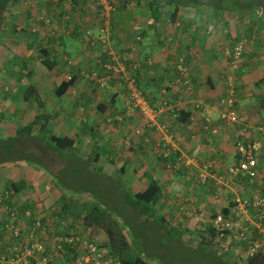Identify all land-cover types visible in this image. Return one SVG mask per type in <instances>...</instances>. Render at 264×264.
<instances>
[{
	"label": "crops",
	"instance_id": "0c3cea01",
	"mask_svg": "<svg viewBox=\"0 0 264 264\" xmlns=\"http://www.w3.org/2000/svg\"><path fill=\"white\" fill-rule=\"evenodd\" d=\"M71 1L78 5L77 8L71 7ZM115 1H118L117 10L107 22L101 18L97 8L99 0H24L22 5L14 4L20 7L8 6L7 9L19 11L3 18L4 21L12 19L14 35L12 39H5L10 44L7 42L0 47L16 48L18 54L28 59L26 62L31 72L36 64L48 71L47 81L54 88L60 106H70L64 108L65 115H73L76 107L74 111L81 116L80 121L87 119L92 123V135L100 134V137L107 138L105 145L109 146L104 149L105 155L100 153L104 160L111 161V148L126 134L124 142L132 147L127 158L135 152L140 154L139 190H144L151 179L157 180L163 191L158 209L166 217L178 213L188 222L185 230L194 233L198 228L199 213L206 214L209 206L218 211L234 198L239 189L248 188V184L231 179L227 174V167L236 161L235 143L226 138L223 142L221 133L237 137L244 129L243 124H252L247 121L254 118V112L263 113L261 101L259 107L250 112L244 108L247 96L242 89L249 87V76L255 73L264 76V0H130L129 7L122 0ZM92 4L96 6L94 10L89 7ZM44 17L55 21L50 25L44 24ZM67 18L72 19L69 22L72 33L65 35L61 32L64 27L68 28L64 26ZM105 25L109 27L108 45L98 39L100 28ZM34 27L38 28L37 32L31 31ZM85 29L92 32L94 42L84 38ZM239 46L243 56L237 62L234 51ZM63 56L70 57L73 62H63ZM48 60L53 63L51 68ZM108 62L119 65L118 75L109 78L111 73L104 68ZM180 67L189 73L188 85L181 79ZM231 75L236 76L238 94L230 102L234 103L243 120L227 125L220 120V112L231 108L222 109L218 103L222 97L221 101L228 102L229 97H216L226 93V88H229L226 83L231 80ZM69 76L75 81L65 97L60 99L56 90ZM103 80L104 89H100L96 83ZM132 85L143 88L145 94L148 92L149 100L154 104L176 97L185 99L188 93V103L207 100V106L213 110L211 129L216 130L212 132L215 136L209 133L212 130L205 128L200 113L193 115L192 122L183 123L169 110L158 106L155 107L160 109L156 123L152 127L145 126L140 111L128 108ZM153 87H156V92ZM197 96L199 99L192 100ZM193 106L194 103H190L186 109L194 112ZM122 117L123 120L119 121ZM123 124L127 125L126 133L120 127ZM137 127L142 128V134L132 135ZM85 130L83 132L87 134ZM100 154L95 153L96 161ZM179 159L180 168L185 165L181 172L174 168ZM108 161L106 164L110 165ZM211 164H214L215 171L203 182L204 186L195 183L194 178ZM120 169L125 173V165ZM7 174L4 173L5 177ZM216 175L226 177L230 186L221 184ZM4 181L2 177L0 188ZM195 185L202 189L193 193ZM34 207L36 209L31 205L32 210ZM28 211L19 213L22 226L28 228L33 220L40 218L51 232L44 217L35 216L31 211V216H27ZM5 215L1 213V217ZM1 221L3 223L4 219ZM0 225V246L4 250L12 241L6 238L3 224ZM48 237L49 234L43 236L47 247ZM39 256L36 263L42 264L47 257Z\"/></svg>",
	"mask_w": 264,
	"mask_h": 264
},
{
	"label": "rangeland",
	"instance_id": "374dc122",
	"mask_svg": "<svg viewBox=\"0 0 264 264\" xmlns=\"http://www.w3.org/2000/svg\"><path fill=\"white\" fill-rule=\"evenodd\" d=\"M23 2L24 0H21L20 4H24ZM10 6L12 5L10 4ZM17 7L20 6L13 5V8ZM18 11L16 9L12 11L9 8L0 17V46L7 44L8 40H5L7 37L12 39L14 35L12 33L14 26L12 19L4 21L3 17H11L10 14H16ZM64 26L72 28L69 22H66ZM83 36L88 39L85 31ZM14 38L16 37L14 36ZM10 43L8 42V44ZM63 58V62L68 61L69 64L73 62L70 57L65 58L63 56ZM26 60L28 59L18 54L16 48L0 47V179L2 177L5 179L0 192L4 191L9 181H17L20 177L26 180V188L15 196V208L19 213L30 210L33 215L47 219L51 232L47 231L46 233V235L49 234V245L46 247L45 252L41 254L43 258L47 257L46 262L43 260L42 264H49L52 259H55L53 261L54 264H76L86 250V242L102 243L104 246L109 241L102 228L91 227L86 229L83 227L81 216L84 213L86 214L87 207L91 210L94 207H99L106 211L104 212L105 214H108L115 222H118L130 243L135 239L133 237L134 231L140 241V221L132 218L134 210L125 205L123 200L126 196L124 194L125 189L131 192H137L136 190L140 189V154L135 152L132 153L131 157L127 158L129 156L127 153L131 154L128 151L132 147H128L129 144L124 142L126 134H123L122 139L120 138L121 142L114 143L113 148H111L112 152L109 155L111 161L107 160L110 164L107 165V161L101 156V154L105 155L104 149L109 146L105 145V139L107 138L100 137V134H98L99 136H93L90 128L92 123L88 122L87 119L85 122H81L79 119L81 116L74 111L76 107L73 108V115L66 116L64 108L70 106H60L59 99L55 98L54 88L47 81L49 77L48 71L42 70V66L36 64L31 72ZM236 61L238 62V60ZM261 76H263L262 73H255L249 76V87L242 89V92L247 96L244 98L246 100L243 106L249 112L259 107L261 99L264 98V83L258 87L252 86L254 81ZM230 78L229 88H226V94L229 97L227 101L229 103L224 102L221 104V108H234L238 112L234 103L230 102L238 94L235 82L236 76L233 77L231 75ZM96 85L98 88L104 89L102 82H97ZM185 95L188 96L189 93ZM86 101L89 103L88 99ZM44 113L45 115H43ZM57 113L59 114L57 115ZM87 114L90 113L88 112ZM40 115L42 117L40 122L34 123L36 117ZM47 115H50L51 118ZM246 115L250 117V113L247 112ZM48 119L49 121L51 119V122L48 121L49 129L57 135L79 133V142L73 149H70V151L54 150L49 140L39 133L41 124ZM249 121L252 124L264 121V112L262 115L254 112V118L249 119L247 122ZM122 123H125V121ZM126 124L120 126L122 132L125 133L127 130ZM137 128L133 129L132 135L136 134L139 136L135 132ZM84 130L87 134L83 132ZM107 131L105 130L104 132ZM209 133L215 136L212 132ZM42 138H45L46 141ZM117 138L119 139V137ZM221 138L223 142L226 138L233 144L236 140L235 136L225 135V133H221ZM97 152L101 153L98 161L95 160V153ZM122 165H125V173H122V169H120ZM4 173H8L7 177H5ZM191 179L192 175H190L189 180ZM194 182L204 186L201 172L196 176V179L194 178ZM198 185L192 187L193 193L202 189ZM41 193H43L42 197ZM238 193L242 196L253 195L255 188L249 185L245 190L239 189ZM195 200L197 201V199ZM66 201L72 213H64V218H60L55 211H62L63 204ZM31 205L32 207L36 206V209L34 207V210H32ZM215 211L217 209L214 210L209 206L208 212L206 214L203 213L205 217L199 213L198 228L194 233L185 230L188 222L181 219L182 217L178 213L175 212V214L173 213L167 217L168 221L182 230L181 233L183 234L180 233L177 238L181 237L183 243L176 241L175 245L173 242L161 245L162 247L157 249L159 254L166 256L171 264H193L194 261L197 264H203L204 250L200 247L202 245L200 242L204 239L208 240L210 237L207 226H210V220ZM75 212L78 215L74 214ZM56 227L59 230L58 232L63 234L57 235L55 232ZM67 234L76 235L79 238L77 245L81 253H79L77 259L76 257L73 259L68 257L64 244L61 249L56 248L60 242L59 237H68ZM231 243L235 248L234 256L238 255L242 262L245 261V249L239 244V241ZM139 244L138 250L140 251ZM213 246H218L216 248L219 253L227 249L226 244L223 246L213 242ZM152 260V263L159 264L154 261L155 259Z\"/></svg>",
	"mask_w": 264,
	"mask_h": 264
},
{
	"label": "built area",
	"instance_id": "2783aa9c",
	"mask_svg": "<svg viewBox=\"0 0 264 264\" xmlns=\"http://www.w3.org/2000/svg\"><path fill=\"white\" fill-rule=\"evenodd\" d=\"M118 1L115 0H99L97 8L100 11L101 18L107 22L111 17L113 12L117 9ZM27 4V2H25ZM72 8H77V4L73 1L70 3ZM126 6H131L130 2L125 4ZM92 10L96 7L95 5L89 6ZM44 22L48 25L51 23L49 18L44 17ZM19 29H22L21 26ZM32 31H37V28H32ZM109 27L103 26L100 28L99 40L108 45ZM65 35L72 33V28L64 27L62 32ZM87 38L94 42L95 37L92 32L88 29L85 31ZM108 54L112 55L108 51ZM235 59H241L242 57V48L239 46L234 51ZM104 68L110 72L111 78L113 75H118L120 73V67L116 64L106 63ZM181 73L184 76L185 83H188L186 77L188 73L184 67H180ZM72 77L69 76L70 80ZM104 84V80L102 81ZM164 110H174V106L165 100L161 106ZM128 108L138 109L142 114V121L145 126L152 127L160 113V109L154 108L149 105L146 97L140 89L135 85H132L130 88V93L128 95ZM194 115L196 113L201 114V118L204 119L205 128L207 130H212L211 132H216L215 129H211V115L212 108L207 106V104L202 101H196L194 103ZM195 116H193L194 118ZM220 118L222 120H227L228 122H238V114L236 109H225L220 113ZM122 118H119V121H122ZM244 128V129H243ZM243 130L238 133L235 140V157L236 161L227 167V174L231 179H238L239 177H248L254 183L257 180L264 181V123L260 122L256 124L243 125ZM258 135V138L252 140L248 135L251 133ZM137 134H142V129H137L135 131ZM247 132L248 135L244 136V133ZM246 139H242L240 135ZM168 155V154H167ZM166 155V156H167ZM176 170L180 169V159L177 160V164L174 166ZM215 171L214 164L208 165L206 169L201 173V177L204 182L207 181L212 171ZM218 181L223 185H229V180L222 176L216 175ZM258 189L255 190V193L250 197L242 196L241 194L236 193L233 198L234 205L230 210L225 213V209L228 207V204L224 207H221L215 216L210 220V226L214 228V238L215 243L218 245L226 244L227 246L234 241H241L248 237L252 226L257 227L261 233H264V186L257 185ZM6 213L5 216L1 217V213ZM27 216H31V212H27ZM203 216V214H202ZM0 220L3 218L4 223V235L8 240H11L12 243H8L4 250L0 247V264H32L31 259H38L39 255L45 252L47 243H45L43 236L46 235L48 227L43 224L41 219H35L32 225L28 228L22 226L20 220L19 212L16 210L14 205L7 204L1 206L0 208ZM5 217V218H4ZM24 230L26 235L23 236ZM59 245L56 248L61 249L64 242L68 241L74 245L78 244L79 238L77 236L71 237H59ZM87 245L85 252L82 254L81 259L77 261L76 264H122L121 261L116 258L112 253L108 252L105 248L100 247L95 242H86ZM261 247L259 240L255 241L250 247V251L246 256H252L256 253ZM46 262V259H45Z\"/></svg>",
	"mask_w": 264,
	"mask_h": 264
},
{
	"label": "trees",
	"instance_id": "16d2710c",
	"mask_svg": "<svg viewBox=\"0 0 264 264\" xmlns=\"http://www.w3.org/2000/svg\"><path fill=\"white\" fill-rule=\"evenodd\" d=\"M20 1L21 0H0V17H2V15L5 13V8L7 9V7L10 6V4L11 5L18 4L20 3ZM122 2L126 4L127 2H131V1L122 0ZM67 20L68 22L72 21L71 18H67ZM54 21H55L54 18H52L51 22H54ZM43 23L45 24L44 21ZM37 31H38V28H37ZM47 62L49 63L50 65L49 67L51 68V65L53 64L52 61L48 60ZM187 77H186V80H187ZM181 79L185 83L183 75ZM74 81H75V78L72 77L70 80L68 79L64 81L63 83H61V85L56 90V96L59 97L60 99H63L68 89L70 88V86L73 85ZM188 83H185V84L188 85ZM228 83L229 81H227L226 86L230 85ZM263 83H264V77L261 78L259 81L254 82L252 86L258 87V86H261ZM142 89L140 90L146 96V98H148L147 102L149 103L150 106L154 108L157 106L161 107L163 102L167 100V99H164L162 103L160 102L159 104L156 105L154 104V102L151 101V99L149 100V93L147 92L146 93L147 95H146ZM152 90L156 92L157 89L156 87H153ZM225 94H217L218 96L216 97V99L224 96ZM223 98L224 97L219 99L220 103L218 104L224 103V101H221V99ZM187 99H188V96H185V99L180 98V97L179 98L176 97L175 99H171V100L169 99V102L175 107L173 111L170 110L171 114H173V116L175 115L176 117H178V119L181 120V122L183 123L192 122V118L194 115V112L188 111L186 109V106L188 104L190 105V103H195L196 101L194 102L190 101L188 103ZM196 99H199V97L197 96ZM207 99H210V98H207ZM184 100H187V101L184 102ZM181 101H183L184 103H181ZM207 102L208 101L205 100V103ZM261 105L262 106L260 110L264 112V98H262L261 100ZM237 114H238V122L243 120L241 118V114L238 112ZM41 118H42L41 115L37 116L34 123L40 122ZM220 120L222 121V123H226V124L232 123V122H228L227 120H222L221 118ZM48 121L49 119L41 124L39 133L42 134L43 137H46L49 140V143L54 148V150L70 151V149H73L75 145L77 144V142L79 141L78 133H70L69 135H63V136L57 135L49 129ZM262 123H264V121ZM243 125H248V124H243ZM249 132H251V130H249ZM246 134L248 135V133L245 132L244 136H246ZM244 136L243 134L240 135L242 139H246ZM248 137H250L252 140H255L258 138V135H255V133L251 132L248 135ZM42 139L46 141L45 138H42ZM184 166L185 165L183 164L178 172H181ZM238 180L242 181L243 183L248 184V186L251 184L254 188H257L258 187L257 185L259 184L264 186V181L262 180H257L255 183L254 181H251V179L248 177H239ZM25 188H26V180L24 178L20 177L17 181L15 180L9 181L7 185L5 186L4 191L0 192V208L1 206H5L7 204L15 205L16 194H19ZM124 191H125L124 194L126 195L125 199H123L124 204L128 205L130 208L134 210V214H133L134 216L132 218L140 221V241H139L138 235L134 231L133 237L135 239L133 240V242L130 243L125 232L119 226L118 222H115V220L112 219L108 214L104 213L106 211L102 210L99 207H94L92 208V210L89 207L86 208L87 209L86 214L84 213V215L81 216V219L83 221V227L86 229H89L91 227L102 228V230L106 233L109 241L105 243L104 246L102 245V243L101 244L99 243L98 245L100 247L105 248L108 252L112 253L116 258H118L121 261L122 264H156V263L151 262L153 261L152 259H155L154 261L158 262L159 264H171V262L166 258V256L164 255L162 256L159 254V251H157V249L158 247L161 248L162 247L161 245H166L172 242L175 245L176 241L178 242L180 241V243L182 244L183 239L181 237L179 239L177 238V235H180L182 230H180L178 227H176L170 221H168L166 214L161 212L160 209H158L157 207V205L160 202L162 193H163L160 183L155 179H151L150 183L144 190H138V191L136 190L137 192H131L125 189ZM247 196L251 198L252 195H247ZM232 200H230V202L228 203V207L225 209V213H227L230 210V208L234 205ZM69 209L70 207L66 201L63 204L62 211L60 212L55 211V213L60 218L62 217L64 218L65 216L64 213L66 214L72 213L71 209L70 210ZM74 214H77V213L75 212ZM45 220L47 219L45 218L44 221ZM4 223L5 221L3 223L2 221L0 222V224H3L2 225L3 230H4ZM57 229L58 228L56 227L55 232L57 235L63 234L62 232H58L59 230ZM207 229H208L210 237L208 240L204 239L203 241H201L200 244L202 245L201 246L199 245L202 248V250H204L203 264H264V233H261L257 227L252 226V229L248 237L244 240L239 241V244L243 247V249H245L246 254L250 251V247L255 241L259 240L261 243L260 249L256 253H254L252 256L250 255L246 256V259L243 262L241 261L240 257H238V255H236L237 257L234 256L233 252L235 248L233 247L232 243L227 246V249L225 251H222L219 253L216 248L218 246L216 247L213 246V242H215L214 241L215 240L214 238L215 230L211 226H207ZM251 233L253 234L252 236H251ZM67 235L68 237L76 236V235H70V234H67ZM138 244L140 245V251L138 250ZM64 245L67 249L68 257L72 259L76 257L77 259L79 256V253H81V251L79 250V246L77 244L74 245L73 243H69L68 241L64 242ZM31 261H32V264H37L36 259H31ZM53 261H55V259L50 260L49 264H54ZM193 264H197L196 261H194Z\"/></svg>",
	"mask_w": 264,
	"mask_h": 264
},
{
	"label": "clouds",
	"instance_id": "9594fccd",
	"mask_svg": "<svg viewBox=\"0 0 264 264\" xmlns=\"http://www.w3.org/2000/svg\"><path fill=\"white\" fill-rule=\"evenodd\" d=\"M236 60H237V59H236ZM260 122H263V121H260ZM260 122H259V123H260ZM257 124H258V123H257Z\"/></svg>",
	"mask_w": 264,
	"mask_h": 264
}]
</instances>
